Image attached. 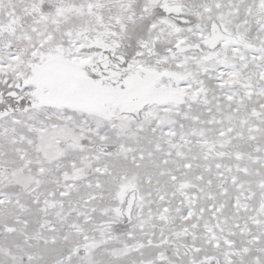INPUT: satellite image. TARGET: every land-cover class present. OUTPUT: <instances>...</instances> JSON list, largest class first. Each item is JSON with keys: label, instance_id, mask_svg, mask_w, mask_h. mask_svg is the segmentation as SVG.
<instances>
[{"label": "snow or ice", "instance_id": "1", "mask_svg": "<svg viewBox=\"0 0 264 264\" xmlns=\"http://www.w3.org/2000/svg\"><path fill=\"white\" fill-rule=\"evenodd\" d=\"M0 264H264V0H0Z\"/></svg>", "mask_w": 264, "mask_h": 264}]
</instances>
